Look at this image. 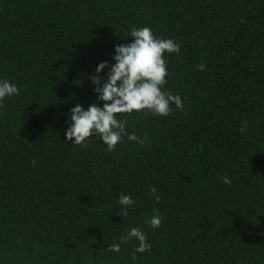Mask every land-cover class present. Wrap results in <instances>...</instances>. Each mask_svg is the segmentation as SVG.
Wrapping results in <instances>:
<instances>
[{"label": "trees", "instance_id": "16d2710c", "mask_svg": "<svg viewBox=\"0 0 264 264\" xmlns=\"http://www.w3.org/2000/svg\"><path fill=\"white\" fill-rule=\"evenodd\" d=\"M132 26L180 44L164 90L184 111L118 114L143 145H75L70 109L103 106L90 77ZM0 80L20 89L0 104V264H264V0H0ZM133 227L150 252L108 251Z\"/></svg>", "mask_w": 264, "mask_h": 264}, {"label": "clouds", "instance_id": "9594fccd", "mask_svg": "<svg viewBox=\"0 0 264 264\" xmlns=\"http://www.w3.org/2000/svg\"><path fill=\"white\" fill-rule=\"evenodd\" d=\"M130 37L134 38L130 44L115 45L114 64L107 77L99 75L108 65V61L101 62L97 68V75L90 77L97 87L98 99L103 101V106L90 104L85 109L80 104L70 109V125L66 131L67 140L75 145L86 146V141L93 134L99 135L106 144L108 151H113L124 135L129 141H136L143 145L147 143V136L141 138L135 133L127 134L126 120L118 119V114H131L132 112L148 111L155 116H168L174 104L177 109L184 111V104L179 95H173L164 90L167 83L168 69L164 59L165 53H179L180 44L173 39H162L155 36L149 27H131ZM200 70L205 65L199 64ZM104 80L102 86L101 81ZM20 89L7 80H0V104L6 97L18 95ZM247 124L241 132L246 131ZM225 184H231L230 178L222 176ZM150 195L159 201L161 197L156 188H150ZM135 201L130 195L120 194L118 204L123 217L128 215ZM153 229L159 228L162 217L154 215L146 221ZM136 239L139 241L134 248L132 259H136V253L151 251V245L146 242L147 238L139 227L131 228L125 236L120 238V243L110 244L108 251L120 252L121 244Z\"/></svg>", "mask_w": 264, "mask_h": 264}]
</instances>
